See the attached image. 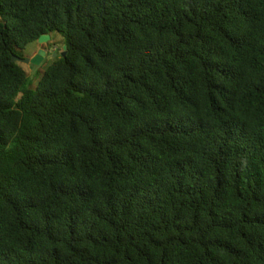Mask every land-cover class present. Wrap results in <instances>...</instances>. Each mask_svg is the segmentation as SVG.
<instances>
[{
  "label": "trees",
  "instance_id": "obj_1",
  "mask_svg": "<svg viewBox=\"0 0 264 264\" xmlns=\"http://www.w3.org/2000/svg\"><path fill=\"white\" fill-rule=\"evenodd\" d=\"M0 264H264V0H0Z\"/></svg>",
  "mask_w": 264,
  "mask_h": 264
},
{
  "label": "rangeland",
  "instance_id": "obj_2",
  "mask_svg": "<svg viewBox=\"0 0 264 264\" xmlns=\"http://www.w3.org/2000/svg\"><path fill=\"white\" fill-rule=\"evenodd\" d=\"M61 41H62L61 37L53 36L52 37V41H50L49 43H51V42L54 43L55 42L56 45H61ZM49 43L46 44V45L45 44L41 45L39 42L31 44L29 46V48L27 49V52H25V55L27 57H29V56L31 57L32 55L34 56V54L36 52H38L41 48H44L45 50H47V46L49 45ZM47 51H48L47 57L44 58L43 62L41 63L43 65H39L37 67H31L29 65L22 64V67L28 73V75H27L28 81L34 87L38 86V82H39V79L42 76V73L45 72L50 67V65L53 62V59H54L53 54H55L54 49L49 48Z\"/></svg>",
  "mask_w": 264,
  "mask_h": 264
},
{
  "label": "water",
  "instance_id": "obj_3",
  "mask_svg": "<svg viewBox=\"0 0 264 264\" xmlns=\"http://www.w3.org/2000/svg\"><path fill=\"white\" fill-rule=\"evenodd\" d=\"M51 41V36L50 35H42L38 42L41 45H46ZM65 52L62 54L63 56L66 55L67 53V46L64 47ZM48 51L45 50L44 48H41L34 56L27 57V58H21V57H16L13 59L14 62H19L21 64L25 65H34V66H39L43 62L44 58L47 57ZM53 57H57V53L53 54Z\"/></svg>",
  "mask_w": 264,
  "mask_h": 264
},
{
  "label": "clouds",
  "instance_id": "obj_4",
  "mask_svg": "<svg viewBox=\"0 0 264 264\" xmlns=\"http://www.w3.org/2000/svg\"><path fill=\"white\" fill-rule=\"evenodd\" d=\"M55 50H57V48H56V49H54V51H55ZM36 53H37V52H36Z\"/></svg>",
  "mask_w": 264,
  "mask_h": 264
},
{
  "label": "crops",
  "instance_id": "obj_5",
  "mask_svg": "<svg viewBox=\"0 0 264 264\" xmlns=\"http://www.w3.org/2000/svg\"><path fill=\"white\" fill-rule=\"evenodd\" d=\"M35 55V54H34ZM33 56V55H32Z\"/></svg>",
  "mask_w": 264,
  "mask_h": 264
},
{
  "label": "flooded vegetation",
  "instance_id": "obj_6",
  "mask_svg": "<svg viewBox=\"0 0 264 264\" xmlns=\"http://www.w3.org/2000/svg\"><path fill=\"white\" fill-rule=\"evenodd\" d=\"M36 54V53H35Z\"/></svg>",
  "mask_w": 264,
  "mask_h": 264
}]
</instances>
